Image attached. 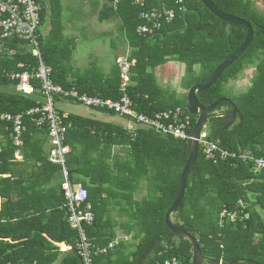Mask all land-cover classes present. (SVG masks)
Listing matches in <instances>:
<instances>
[{
	"label": "trees",
	"instance_id": "1",
	"mask_svg": "<svg viewBox=\"0 0 264 264\" xmlns=\"http://www.w3.org/2000/svg\"><path fill=\"white\" fill-rule=\"evenodd\" d=\"M35 1L41 7V26L45 23L46 9L40 0ZM56 1L51 0L50 4V34L42 37L39 29L37 32L41 59L51 68L52 82L63 88L75 87L88 96L119 99L117 67L105 80L96 73V66L86 70L85 74H68L66 62L70 53H63L60 45L69 49L71 41L64 40L57 33L59 4ZM101 1L103 9L98 21L117 19L119 37L130 50L129 95L136 111L152 116L156 112L180 108L190 118L188 132L191 134L196 118L186 109V94L181 100L165 94L158 86L153 70L176 61L185 67L187 90L195 84H203L241 46L246 29L219 20L199 0H183L184 14L153 36L143 37L136 33L140 25L138 15L142 11L138 5L130 0H118L116 3L115 0ZM173 1L167 2V6L173 7ZM209 1L219 11L245 21L254 35L241 57L209 90L198 96L204 107L228 99L237 109L231 123L225 122L226 118L209 120L206 127L208 139L229 152L264 158V15L252 7L250 0ZM160 5L158 0L146 1L147 9ZM0 43V113L18 114L41 105L44 97L37 82H32L36 92L26 97L17 93L15 84L7 79L10 72L36 69L38 58L22 41L0 40ZM254 59L258 62L251 86L246 93L231 96L226 90L228 83L236 80ZM195 67L201 69V75H195ZM231 109L229 104L222 102L215 112ZM26 122L27 131L19 149L12 145L9 131L0 125V264H82L73 249L77 233L69 228L65 211L61 209L65 201L57 179L62 168L48 159L49 150L44 146L48 139L46 130L36 128L28 120ZM64 122L72 125L66 133V145H71L69 135H75L77 127L85 129L90 124V121L73 116L64 118ZM113 133L125 138L124 131L119 128L110 132ZM38 134L42 136L37 137ZM136 137L130 144L131 148L136 146L139 135ZM176 142L180 152L179 164L176 154L174 160L166 156L164 166L155 167L156 171H161L159 182L152 184L157 187L158 196L144 210L151 224L140 226L143 236L126 264H156L171 258H176L180 264H192L191 244L175 236L165 225V214L176 198L179 178L189 156V142ZM71 147L65 164L69 180L87 189L88 202L95 216L92 226L86 227L87 238L94 246H106L114 236L109 234L110 226L102 218L100 199L95 189L89 187L95 181L92 176L95 161L88 158L87 153H78L74 146ZM16 151L21 161H17ZM238 200L246 204L249 219L219 228L217 216L221 209L225 207L232 211ZM171 219L178 228L196 237L202 256L212 262L221 260L223 264H229L246 260L241 264H264V171L256 173L251 164L241 158L218 163L206 161L199 151L187 178L183 201ZM61 244L72 247V250L59 252ZM114 251L94 257V264H111Z\"/></svg>",
	"mask_w": 264,
	"mask_h": 264
},
{
	"label": "built area",
	"instance_id": "2",
	"mask_svg": "<svg viewBox=\"0 0 264 264\" xmlns=\"http://www.w3.org/2000/svg\"><path fill=\"white\" fill-rule=\"evenodd\" d=\"M118 0H115V3ZM138 5L142 11L138 15L140 25L136 33L139 36H153L163 26L171 24L178 16L186 12L183 0H158L159 7L146 8L147 0H130ZM173 1V7H168L167 2ZM41 7L35 0H0V40L22 41L31 48L33 56L38 58L36 69L23 72H10L7 74L9 82L15 84V91L23 96H31L36 92L32 82L39 84V90L44 97L43 103L29 110L18 113H0V125L10 132L12 145L17 149L23 145L22 137L27 131V122H31L38 129H45L51 144L49 160L61 166L63 181L61 191L64 196L62 210L66 214V222L71 230L77 233L74 251L82 264H94L93 258L105 256L119 245L118 240L109 242L106 246H94L87 238L86 227L94 223V213L88 202V191L82 185H74L69 180L66 170V157L70 150L65 144L68 125L64 122L63 115L56 109L55 100H70L86 108L104 110L127 119L129 122L149 128L158 134L171 137L174 140L189 142L191 135L188 132L190 118L183 114L180 108L156 112L147 116L136 111V105L129 95L131 86V64L128 54L116 58L115 65L119 73L118 92L119 99H103L98 96H88L80 93L75 87L63 88L55 85L51 80V68L46 66L41 59L38 44V29L40 27ZM1 49V43H0ZM135 137V135H133ZM199 151L204 160L213 163L228 159L241 158L251 164L256 173L264 171V158H253L246 153L236 154L220 148L216 143L208 139L207 128L200 133ZM17 159L20 158L18 151L15 152ZM246 204L238 200L236 207L230 211L223 207L217 216L219 228L228 223H243L249 219ZM62 249L72 250L65 246ZM223 264L222 261H218ZM6 264H17L8 262ZM32 264H37L33 262ZM156 264H180L176 258L166 259Z\"/></svg>",
	"mask_w": 264,
	"mask_h": 264
},
{
	"label": "crops",
	"instance_id": "3",
	"mask_svg": "<svg viewBox=\"0 0 264 264\" xmlns=\"http://www.w3.org/2000/svg\"><path fill=\"white\" fill-rule=\"evenodd\" d=\"M95 1V8L90 12L94 18L103 9L102 1ZM40 2L41 6L45 5L41 0ZM59 11L58 26H56L57 33H60L64 40L71 41V47L69 49L63 48L62 44L60 45L63 53H70L69 60L66 62L68 74L70 73L73 76L81 72L85 74L86 70L89 69L87 65H79L77 63L80 59L76 44L78 37H75L77 32H80V34L88 33L87 38L91 41L100 38L99 34L102 35L105 33L106 37L102 38L107 39L105 43L109 45V53L114 52L115 54L113 61H111L110 56L107 58L106 56L101 57L99 53L96 55L97 67L99 68L98 75L102 76L105 80V78L110 76V71L115 69L116 58L120 56L119 52L124 46L123 41L117 33L118 28L115 26L109 27L106 30L107 32H105L94 31V29L90 30L89 28L91 26L86 23L79 28H74L71 25L72 23L63 25L60 22L61 8L57 12ZM50 16V11L48 13L46 9L45 23L39 27V34L42 37H48L50 34L52 28L49 23ZM85 18L87 19V16L83 13L81 21H84ZM42 27L44 30L40 31ZM68 33L72 34L68 35ZM90 56L87 51L85 61ZM74 62L77 64L74 65ZM93 66H96V64ZM165 66H167L166 69H164ZM181 71H185L184 65L172 61L157 67L154 71V77L156 79L155 75L157 73L158 77L163 75L164 79L170 82L176 80V76L178 75L179 77ZM184 93L178 92L176 94L183 96ZM171 94L172 92L167 95L170 96ZM55 107L64 118L73 116L78 119L90 121V124H87L88 128L77 127L75 135H69V141L78 153L81 151L87 153V157L95 161V168L92 173L95 181L89 187L95 189L100 199L99 210L101 211L102 218L110 226L108 229L109 234L113 235V240H118L120 245L116 247L118 249L115 248L116 250H112L115 251L110 258L112 261L111 264H126L131 260V255L136 248L137 242L143 236V231L140 226L143 224H151L149 216L144 210L158 196L157 187L152 184L159 182L161 171H156L155 167L164 166L166 156L174 160L176 154L178 156L177 164H179V145L173 138L169 139V137L158 135L157 132L149 128L133 124L123 117L103 110L89 109L73 101L61 99L55 100ZM71 127L72 125L69 123L68 128ZM118 128L124 131L125 138L120 135L117 136L114 133L110 134L112 130ZM138 135L139 137L137 143H135V148H131L130 144L137 139L136 136ZM41 136L42 134L37 135V137ZM71 145H67L70 152L72 150ZM44 146L46 150L50 151L52 147L49 139H47ZM79 155L84 157L83 154ZM21 160V157L17 159V161ZM57 180L60 184L62 183V171L59 173ZM85 182L88 181L86 180ZM61 247H65V245L61 244L59 246V252H69L67 249H62Z\"/></svg>",
	"mask_w": 264,
	"mask_h": 264
},
{
	"label": "water",
	"instance_id": "4",
	"mask_svg": "<svg viewBox=\"0 0 264 264\" xmlns=\"http://www.w3.org/2000/svg\"><path fill=\"white\" fill-rule=\"evenodd\" d=\"M199 2L216 18L221 21H224L229 24L239 25L246 29L247 34L246 37L241 44V46L231 55L228 59L222 62L209 76V78L203 84H195L190 87L186 94V109L190 115L196 118L195 125L191 131V140L189 141V156L185 163V166L181 172L179 183H178V192L175 200L173 201L170 209L165 214V225L167 228L177 237L183 238L187 240L192 247V264H203L205 262L219 264L218 262H212L211 260L202 256L198 240L196 237L192 236L188 232L183 229L178 228L172 221L171 216L176 212L179 205L182 203L187 178L189 172L194 165L196 158L199 153V138L201 131L207 127V123L209 120L213 118H226L225 122L231 123L235 120L237 109L234 104L228 99H221L215 102L214 104L204 107L198 101V96L202 93L209 90L219 79V77L223 74V72L230 67L236 60H238L241 55L247 50L253 40V30L245 21L225 14L219 11L209 0H199ZM227 103L232 108L228 112L224 113H216L215 110L219 106L220 103ZM246 260H237L233 261L229 264H241L245 263ZM256 264V263H255Z\"/></svg>",
	"mask_w": 264,
	"mask_h": 264
},
{
	"label": "rangeland",
	"instance_id": "5",
	"mask_svg": "<svg viewBox=\"0 0 264 264\" xmlns=\"http://www.w3.org/2000/svg\"><path fill=\"white\" fill-rule=\"evenodd\" d=\"M41 1H42V3L45 4L44 7H45V9L48 10V13H49V11L51 13V7H50L51 0H41ZM250 1L252 2V7L256 11H258L260 14L264 15V0H250ZM56 3H58L59 4L58 7L61 8V20H60V22H62L63 25L72 23L71 25H73L74 28H79L80 26H83L84 23H86L87 25L91 26L89 28L90 30L94 29V31H105V32H107L106 30H108L109 27L115 26L118 28L119 21L117 19H111L109 21H105L103 23H100L98 21V15L99 14L95 18L91 15L90 12L93 11V9L95 8V4H96L95 0H57ZM59 13H60V11H59ZM83 13L86 14L87 19L85 18L84 21H81ZM47 16H49V14H47ZM43 30H44L43 27L40 28V31H43ZM71 34L72 33H68V35H71ZM87 35H89V34L88 33L87 34H80V32H77V34L75 35V37L76 36L78 37L76 44L78 47V52L80 54V59H79V62H77V63H79V65H87L89 68L93 67V65L96 64V67H95L97 70L96 73H98L99 68L97 67V57H96L97 53H99L101 57L106 56L107 58H109V56H110L111 61H113L115 54H114V52L109 53V45L107 43H105L107 39L102 38V37H106L105 33H103L102 35L99 34L100 38L95 39L94 41L93 40L91 41L89 38H87ZM87 51H88L89 55H91V56L89 59H87V61H85V58H86L85 54ZM129 53H130V50L127 47V44L124 42V46L121 48L119 55H125V54H129ZM170 62H172V61H170ZM257 62L258 61H256V59L250 61L246 65L245 71L242 72V74L236 80L228 83L226 90L230 92L231 96L237 97V96L247 92V90L249 89V87L252 84L251 82H252V79L254 76V67H255ZM77 63L74 62V65H76ZM166 68H167V66H165L164 69H166ZM155 69L153 70V73H154ZM194 72H195V75H197V74L201 75V73H202L201 69H199L198 67L194 68ZM81 74H83V72H81L80 75ZM160 74H162V73H160ZM155 76H156L158 85L160 87H162L165 94L172 92V95H174L173 97L175 99L181 100V99L185 98L184 95L187 94V92H188V90L186 89V85L188 82V80L186 79V78H188L186 71H181L180 76L178 77V75H177L176 80L170 81V82L167 81L166 79H164L163 75H160V77H158L157 73H156ZM178 92H181V93L185 92V93L183 96H178L176 94Z\"/></svg>",
	"mask_w": 264,
	"mask_h": 264
},
{
	"label": "flooded vegetation",
	"instance_id": "6",
	"mask_svg": "<svg viewBox=\"0 0 264 264\" xmlns=\"http://www.w3.org/2000/svg\"><path fill=\"white\" fill-rule=\"evenodd\" d=\"M217 113V112H216ZM222 113H224V112H222Z\"/></svg>",
	"mask_w": 264,
	"mask_h": 264
}]
</instances>
